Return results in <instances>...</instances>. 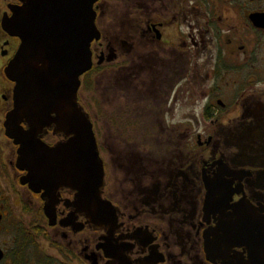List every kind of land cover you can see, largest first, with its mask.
I'll return each instance as SVG.
<instances>
[{"label": "flooded vegetation", "instance_id": "obj_1", "mask_svg": "<svg viewBox=\"0 0 264 264\" xmlns=\"http://www.w3.org/2000/svg\"><path fill=\"white\" fill-rule=\"evenodd\" d=\"M27 4L54 18L0 0V264H264V0L94 3L77 93L103 166L93 207L24 185L6 135L21 41L3 21Z\"/></svg>", "mask_w": 264, "mask_h": 264}, {"label": "water", "instance_id": "obj_2", "mask_svg": "<svg viewBox=\"0 0 264 264\" xmlns=\"http://www.w3.org/2000/svg\"><path fill=\"white\" fill-rule=\"evenodd\" d=\"M97 1L43 0L54 18L41 6L27 4L3 21L21 41L6 69L15 84L6 135L18 146L17 166L27 173L22 183L49 198L61 188L77 191L83 207L95 206L90 198L97 197L103 181L92 124L77 98L80 77L90 68V44L98 37L93 13ZM49 131L63 141L45 145L41 140ZM90 216L98 222L97 214Z\"/></svg>", "mask_w": 264, "mask_h": 264}]
</instances>
